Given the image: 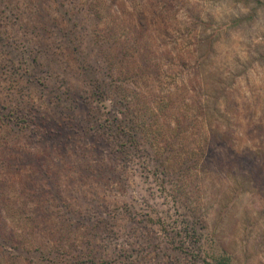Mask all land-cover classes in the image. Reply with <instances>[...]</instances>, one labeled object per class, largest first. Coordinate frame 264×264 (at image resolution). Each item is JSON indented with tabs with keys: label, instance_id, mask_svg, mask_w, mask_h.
<instances>
[{
	"label": "rangeland",
	"instance_id": "rangeland-1",
	"mask_svg": "<svg viewBox=\"0 0 264 264\" xmlns=\"http://www.w3.org/2000/svg\"><path fill=\"white\" fill-rule=\"evenodd\" d=\"M0 217V264H264V0H0Z\"/></svg>",
	"mask_w": 264,
	"mask_h": 264
},
{
	"label": "trees",
	"instance_id": "trees-1",
	"mask_svg": "<svg viewBox=\"0 0 264 264\" xmlns=\"http://www.w3.org/2000/svg\"><path fill=\"white\" fill-rule=\"evenodd\" d=\"M128 17L127 18H129V16H130V14H128L127 15ZM142 17L143 18H145L146 19V14L143 12L142 13ZM140 20V19H139ZM141 21V20H140ZM128 22V21H127ZM129 22H132V19L131 18H129ZM141 23H144L143 21H141ZM139 36H140V33H139ZM132 39H133V37H131ZM134 40H138V37H135L134 38ZM116 50V49H115ZM118 51H121L120 49H117ZM108 52H110V51H108ZM137 66V65H136ZM157 66V65H156ZM158 67L161 69V67H160V65H158ZM80 99V97H77V99H76V101L77 100H79ZM80 105L82 104V102H78ZM41 118L42 117H40V116H38V115H36V113H34L33 115H32V117H30V119L28 120L29 122H32L33 123V125H35V126H37V128H38V131H32L33 132V136H34V139L35 140H41V141H43V140H45L44 142H43V146H44V149H46L47 147H52L54 144H55V142H56V139L59 137V135H61V126L59 127L60 129H59V132H57V131H55L54 129H47V130H45V128H43L42 127V125H41ZM2 119H5L4 118V116H2ZM42 120H43V118H42ZM117 120V119H116ZM55 121V119H53L52 117H48L47 118V121L46 122H48V123H52V122H54ZM77 125H73V127H71L72 128V130H78V131H80V130H82V129H79V128H77L76 127ZM87 136H90L87 132L86 133H83L81 136H79V139L81 140V141H84V139H86L87 138ZM56 138V139H55ZM102 137H98V138H95L94 139V144L93 145H91V149L94 151V153H95V157L97 158V160L98 161H103V162H105L106 161V159H107V157H106V155L107 156H109V154L107 153L108 151H109V149H108V145H107V143L104 141V140H102L101 139ZM83 139V140H82ZM107 140V139H106ZM108 141V140H107ZM56 144H58L57 146V148H59V150L61 151V150H64V152H66V150H70V147H68V146H64L63 145V141L60 139V140H58L57 141V143ZM46 147V148H45ZM28 154L30 155V156H28ZM110 155H112L111 153H110ZM104 156L106 157V158H104ZM9 160V159H8ZM18 160H21V161H32V162H34L35 164H37V165H41V164H43L44 163V161H43V156L42 155H40V154H36V153H34V152H31V153H27V155L23 158V157H20L19 156V159ZM18 160H16V161H18ZM12 162H13V159H12V161H9L8 162V164L9 165H11L12 164ZM23 163V162H22ZM100 165V164H99ZM100 166H102L100 169H99V172L101 171L102 172V170H104V167H103V165H100ZM43 170V169H42ZM94 172V170H90V173H93ZM46 174H47V172H46ZM55 174V173H54ZM42 189H43V187H42ZM42 189H39V193L42 191ZM45 190V189H44ZM47 192H49L48 190H46ZM34 193V192H33ZM35 213H37L38 214V212L36 211ZM48 212H47V210L46 209H44V208H40V215H39V217L40 218H42V219H45V218H47L48 217ZM2 217H0V223H2L3 222V219H1ZM13 236H14V233H11ZM12 235H4L3 233H1V231H0V241L2 242V244H0V252H3L2 254H4V252H7L6 254H4V256H7V257H11L10 255H13L12 253H13V251L11 250L12 248L10 247H8L7 246V243L9 242V241H14V237L12 236ZM14 242H16V241H14ZM17 243V242H16ZM19 241H18V245H16L17 246V248H19L18 246H19ZM21 248V247H20ZM13 249H16L15 247H13ZM35 250H38V249H35ZM217 259V264H227L229 261H231V256L230 255H224V256H222L221 258H216ZM67 261H69V259L67 258ZM77 262L79 263V264H86V261H82V260H80V261H78L76 258L75 259H73L72 261H71V263L70 264H77Z\"/></svg>",
	"mask_w": 264,
	"mask_h": 264
}]
</instances>
